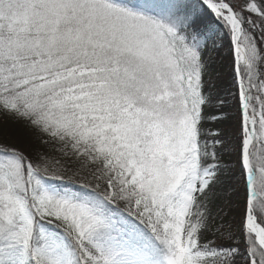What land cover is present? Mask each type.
Here are the masks:
<instances>
[{"label": "snow or ice", "instance_id": "snow-or-ice-1", "mask_svg": "<svg viewBox=\"0 0 264 264\" xmlns=\"http://www.w3.org/2000/svg\"><path fill=\"white\" fill-rule=\"evenodd\" d=\"M0 264H264V0H0Z\"/></svg>", "mask_w": 264, "mask_h": 264}]
</instances>
